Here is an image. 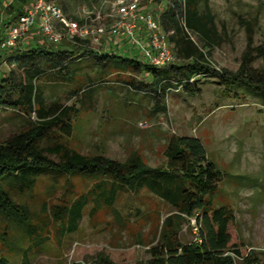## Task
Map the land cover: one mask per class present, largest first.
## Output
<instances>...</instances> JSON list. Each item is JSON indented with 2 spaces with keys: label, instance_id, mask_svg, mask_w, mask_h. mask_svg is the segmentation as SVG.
Masks as SVG:
<instances>
[{
  "label": "rangeland",
  "instance_id": "374dc122",
  "mask_svg": "<svg viewBox=\"0 0 264 264\" xmlns=\"http://www.w3.org/2000/svg\"><path fill=\"white\" fill-rule=\"evenodd\" d=\"M10 0H4L8 2ZM61 6L81 26L86 23L108 26L118 0H50ZM182 0H139L140 10H148L167 35L174 61H187L175 55L176 44L188 38L204 54L203 61L215 69L235 72L241 55L251 48L253 68L264 69V0H198L201 12L209 10L216 27V36L206 41L187 28L178 32L164 18L173 2ZM15 5L16 4H11ZM100 16L98 20L90 19ZM5 21L0 27L4 35ZM17 48L26 49L46 43L38 28L30 29ZM88 42L91 55L68 60L61 72L44 69L34 83L41 92L45 108L70 106L78 108L73 116V132L65 144L85 155L101 154L123 161L138 153L151 167L165 164L164 148L170 135L194 136L202 142L206 156L220 173L219 186L213 196L217 205L229 206L235 216L230 232L246 246L262 256L264 253V98L244 87H226L215 76L194 77L195 93L182 89L180 78L169 75L162 83L165 95L157 102L152 92L135 88L131 82H147L150 75L125 72L99 65L103 53L123 54L117 40L105 34L98 40L91 35L80 39ZM23 42V43H22ZM118 43H120L118 41ZM52 49H74L78 46L64 38ZM30 46V45H29ZM258 48V49H257ZM129 49V48H127ZM12 54V53H11ZM10 52L0 54V79L27 82L21 66L12 62ZM168 65L158 69L163 72ZM128 80V81H127ZM21 116L35 119L32 111L19 106ZM27 114V115H26ZM23 118L10 107L0 113V139L19 129ZM51 158L56 159L50 155ZM39 188H46L42 182ZM73 182L75 189L82 185ZM59 190L53 202H58ZM117 212V217L113 213ZM170 211L154 195L143 191L137 196L119 194L112 209H102L90 220L85 214L77 230L63 236L60 245L43 244L29 253V264H92L97 253L107 255L116 264H145L147 248L155 242L161 219ZM191 220L181 230L184 242L193 238Z\"/></svg>",
  "mask_w": 264,
  "mask_h": 264
},
{
  "label": "trees",
  "instance_id": "16d2710c",
  "mask_svg": "<svg viewBox=\"0 0 264 264\" xmlns=\"http://www.w3.org/2000/svg\"><path fill=\"white\" fill-rule=\"evenodd\" d=\"M29 0H17L7 13L12 24L26 10ZM180 1L173 2L164 18L178 32ZM183 20L187 28L208 42L216 36V27L209 10L201 12L198 0H184ZM181 18V19H182ZM9 24V25H10ZM126 38L120 48L98 56L99 69L111 66L125 72H146L147 82H131L135 88L152 92L162 102L169 75L180 78L182 89L195 93L194 77L215 76L226 87H244L264 98V69L253 68L250 46L241 55L235 72L215 69L206 64L204 54L188 39L175 42V55L187 61L161 67L152 66ZM74 49H52L40 43L26 49L16 46L2 50L10 52L12 62L22 67L27 82L13 78L0 79V107H10L24 120L19 129L0 139V264H29V253L37 247L53 243L60 245L63 236L77 230L83 215L90 220L102 209H112L121 193L137 196L146 191L170 207L156 228L155 242L147 248L145 264H264L261 255L251 250L230 232L235 216L232 209L214 203L220 173L206 156L204 146L194 136L170 135L163 154L165 164L149 166L138 153L123 160L101 154L85 155L68 147L64 138L73 132V116L78 108L70 106L44 107L41 92L34 80L44 69L61 72L69 59L94 52L88 42L76 39ZM122 44V45H121ZM117 47L119 44L116 43ZM258 49V48H257ZM170 64V63H169ZM165 66V65H164ZM19 106L32 111L35 119L21 116ZM27 115V114H26ZM54 156L56 159L50 157ZM79 181V189L73 182ZM46 188H39L41 184ZM63 190L58 202L55 194ZM117 217V212L113 210ZM193 218L199 227V244L181 239V230ZM72 264H83L73 262ZM92 264H116L107 255L97 253Z\"/></svg>",
  "mask_w": 264,
  "mask_h": 264
},
{
  "label": "built area",
  "instance_id": "2783aa9c",
  "mask_svg": "<svg viewBox=\"0 0 264 264\" xmlns=\"http://www.w3.org/2000/svg\"><path fill=\"white\" fill-rule=\"evenodd\" d=\"M119 1V0H118ZM179 20L183 30L187 27L183 20L184 0L179 3ZM139 0H120L115 6L113 13H109L110 23L104 25L86 23L83 26L77 19L68 17L61 6L50 0H31V5L26 8L12 24H10L4 35L0 38V52L4 49L16 46L18 42L33 27H37L40 35L48 44H59L64 38L75 44L76 39H82L91 35L94 40L102 35H109L118 38H126L132 46L137 48L141 55L155 67H161L174 61V54L169 48L167 35L161 31L160 25L153 13L148 10H140ZM100 16L90 19L98 20ZM182 18V19H181ZM142 31V34L138 33ZM0 107V113L2 112ZM192 223V242L199 244V225ZM253 250L246 248V253ZM234 264L242 257H234ZM264 261V253L261 256Z\"/></svg>",
  "mask_w": 264,
  "mask_h": 264
},
{
  "label": "crops",
  "instance_id": "0c3cea01",
  "mask_svg": "<svg viewBox=\"0 0 264 264\" xmlns=\"http://www.w3.org/2000/svg\"><path fill=\"white\" fill-rule=\"evenodd\" d=\"M17 0H10V1H8V2H4V0H0V27H1V25L3 24V23H5V21L6 22H10V16H8V13H7V10H8V7L11 5V4H16L17 5ZM31 5V0H29L28 1V3L27 4H25V6H24V8H27V7H29ZM9 24L10 23H8L7 25H6V29H5V31L7 30V28H8V26H9ZM34 28H36V27H33L32 29H34ZM5 33V32H4ZM138 33L139 34H142V31H140V30H138ZM30 34V32H28L26 35H29ZM3 35H1L0 34V38L2 37ZM103 36V35H102ZM108 37H109V39H112V40H117V43H118V41L121 43L122 42V39L123 38H118V37H113V36H109L108 35ZM24 39H25V37H24ZM24 39H22V41L24 40ZM20 42H21V40H20ZM23 43V42H22ZM42 43V42H41ZM120 43H118L119 44V47H120ZM127 44H125V45H129V42L127 41L126 42ZM26 45H28V47H30V46H32V44L31 43H29V44H26ZM30 45V46H29ZM122 45V44H121ZM27 46H26V48H28ZM126 47V46H125ZM2 53V51L0 52V54ZM247 247H249V246H247Z\"/></svg>",
  "mask_w": 264,
  "mask_h": 264
}]
</instances>
